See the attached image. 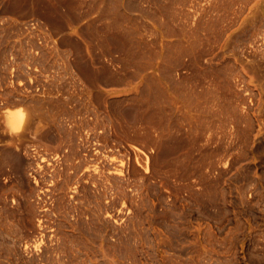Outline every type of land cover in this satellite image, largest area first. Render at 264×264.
Here are the masks:
<instances>
[{
	"label": "rangeland",
	"instance_id": "1",
	"mask_svg": "<svg viewBox=\"0 0 264 264\" xmlns=\"http://www.w3.org/2000/svg\"><path fill=\"white\" fill-rule=\"evenodd\" d=\"M135 1L136 49L37 53L1 4L0 264H264V0Z\"/></svg>",
	"mask_w": 264,
	"mask_h": 264
},
{
	"label": "crops",
	"instance_id": "2",
	"mask_svg": "<svg viewBox=\"0 0 264 264\" xmlns=\"http://www.w3.org/2000/svg\"><path fill=\"white\" fill-rule=\"evenodd\" d=\"M1 4V13L9 17L54 20L61 32L74 27L78 50H128L139 44V32L133 25L141 6L135 0H0ZM97 71L93 70L94 77ZM107 71L106 83L122 82Z\"/></svg>",
	"mask_w": 264,
	"mask_h": 264
},
{
	"label": "built area",
	"instance_id": "3",
	"mask_svg": "<svg viewBox=\"0 0 264 264\" xmlns=\"http://www.w3.org/2000/svg\"><path fill=\"white\" fill-rule=\"evenodd\" d=\"M3 23L8 27H13V30H17L20 34L25 36L26 42L29 43L30 52L37 53L38 50L35 49V46H45L52 47L54 38L51 37L47 26L40 20L35 18H28L24 20H19L14 17L4 16L2 17ZM36 43L33 45V43ZM12 65L10 67V83L12 85H21L25 82L18 76V70L16 68L15 60L11 58ZM31 81V78H28ZM47 87L43 86V90Z\"/></svg>",
	"mask_w": 264,
	"mask_h": 264
},
{
	"label": "bare ground",
	"instance_id": "4",
	"mask_svg": "<svg viewBox=\"0 0 264 264\" xmlns=\"http://www.w3.org/2000/svg\"><path fill=\"white\" fill-rule=\"evenodd\" d=\"M5 101V100H4ZM38 101V100H37ZM6 102V101H5ZM22 102V101H21ZM19 103V102H18ZM16 104V103H15ZM28 104V103H27ZM44 104V103H43ZM22 105V104H21ZM20 105V106H21ZM24 105H26V103H24ZM34 105V104H33ZM45 105H46V103H45ZM11 106V105H10ZM13 107H15V106H13ZM12 107V108H13ZM17 107V106H16ZM23 107V106H22ZM22 107H18V108H8V110H6V111H4V112H2V114H3V120H4V123L3 124H5V128L6 129H8L9 131H10V133H12V134H14L13 136H15L16 135V137H18V136H20L21 134H23L22 132H24V130H22V126H23V123L24 122H26V119H28L29 120V122H31L32 120L34 121V119L31 117V116H33L34 118H36L33 114H31L30 113V110L33 108H31V105H30V103H29V105H28V107H23V109H22ZM30 107V108H29ZM30 109V110H28V112H29V115L31 114V116H29L28 115V113H27V111L25 112V110H27V109ZM36 108V107H35ZM41 108V107H40ZM25 109V110H24ZM33 110H35V109H33ZM43 110V109H42ZM31 112H33V111H31ZM44 112V111H43ZM34 113V112H33ZM38 113V112H37ZM42 114V113H41ZM29 116V117H28ZM40 116V115H39ZM43 116V115H42ZM22 117V118H21ZM53 118V117H52ZM1 123V122H0ZM39 126V125H38ZM37 127V126H36ZM38 129H35V130H39V127H37ZM43 128V127H42ZM41 127H40V129H42ZM14 129H19L18 131H14ZM8 130H5V131H7L8 132ZM36 132V131H35ZM34 132V134H36ZM39 133H40V130H39ZM42 134V133H41ZM11 135V134H10ZM24 135V134H23ZM40 135V134H39ZM22 136V135H21Z\"/></svg>",
	"mask_w": 264,
	"mask_h": 264
},
{
	"label": "clouds",
	"instance_id": "5",
	"mask_svg": "<svg viewBox=\"0 0 264 264\" xmlns=\"http://www.w3.org/2000/svg\"><path fill=\"white\" fill-rule=\"evenodd\" d=\"M22 118V117H21ZM19 129H14V131H18Z\"/></svg>",
	"mask_w": 264,
	"mask_h": 264
}]
</instances>
